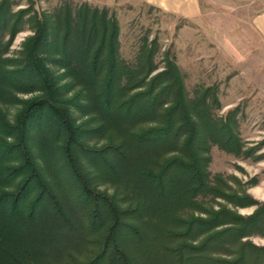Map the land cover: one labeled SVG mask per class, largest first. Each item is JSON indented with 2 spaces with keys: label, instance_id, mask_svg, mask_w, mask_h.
Here are the masks:
<instances>
[{
  "label": "trees",
  "instance_id": "obj_1",
  "mask_svg": "<svg viewBox=\"0 0 264 264\" xmlns=\"http://www.w3.org/2000/svg\"><path fill=\"white\" fill-rule=\"evenodd\" d=\"M17 5L0 0V264L264 263V201L208 169L214 144L249 151L213 86L190 91L156 36L123 58L106 7Z\"/></svg>",
  "mask_w": 264,
  "mask_h": 264
},
{
  "label": "rangeland",
  "instance_id": "obj_2",
  "mask_svg": "<svg viewBox=\"0 0 264 264\" xmlns=\"http://www.w3.org/2000/svg\"><path fill=\"white\" fill-rule=\"evenodd\" d=\"M15 1V9L52 12L64 0ZM68 1L106 7L115 15L123 58L132 60L142 38L156 36L160 50L175 55L190 91L213 86L220 102L216 112L232 117L234 132L249 151L236 153L214 144L208 169L223 178L227 193L264 201V0ZM31 33L27 25L18 31L9 52ZM216 200L241 214L257 207ZM249 239L264 244V234Z\"/></svg>",
  "mask_w": 264,
  "mask_h": 264
}]
</instances>
